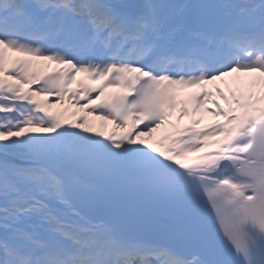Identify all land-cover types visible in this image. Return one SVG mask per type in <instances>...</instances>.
Segmentation results:
<instances>
[{
  "label": "snow or ice",
  "instance_id": "snow-or-ice-1",
  "mask_svg": "<svg viewBox=\"0 0 264 264\" xmlns=\"http://www.w3.org/2000/svg\"><path fill=\"white\" fill-rule=\"evenodd\" d=\"M0 264H264V0H0Z\"/></svg>",
  "mask_w": 264,
  "mask_h": 264
},
{
  "label": "rangeland",
  "instance_id": "rangeland-1",
  "mask_svg": "<svg viewBox=\"0 0 264 264\" xmlns=\"http://www.w3.org/2000/svg\"><path fill=\"white\" fill-rule=\"evenodd\" d=\"M47 69V68H46ZM66 101L63 103V104H54L53 106H52V109H55V110H57L58 112H60V111H62L64 108H65V105H66ZM95 118L96 117H94V116H90V120H92V121H94L95 123H96V125H97V127H98V123L95 121ZM206 121H207V119H206ZM97 127H96V129H97ZM147 139V138H146Z\"/></svg>",
  "mask_w": 264,
  "mask_h": 264
},
{
  "label": "bare ground",
  "instance_id": "bare-ground-1",
  "mask_svg": "<svg viewBox=\"0 0 264 264\" xmlns=\"http://www.w3.org/2000/svg\"><path fill=\"white\" fill-rule=\"evenodd\" d=\"M107 125H108V122L104 121L103 123H100L98 127L100 130L103 129L106 133L107 132ZM103 127H105V128H103Z\"/></svg>",
  "mask_w": 264,
  "mask_h": 264
}]
</instances>
